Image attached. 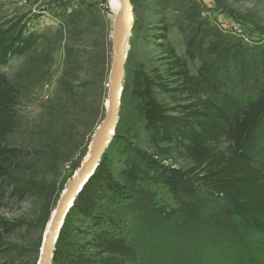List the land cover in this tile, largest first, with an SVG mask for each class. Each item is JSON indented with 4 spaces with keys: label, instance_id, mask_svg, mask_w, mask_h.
Here are the masks:
<instances>
[{
    "label": "rangeland",
    "instance_id": "obj_1",
    "mask_svg": "<svg viewBox=\"0 0 264 264\" xmlns=\"http://www.w3.org/2000/svg\"><path fill=\"white\" fill-rule=\"evenodd\" d=\"M130 4L123 91L103 154L126 193L123 207L133 220L129 241L139 264H210L214 253L230 248L234 258L227 264H264V234L250 231L245 216L217 200L177 195L141 164L138 152L182 169L193 166L182 153L159 152L145 129L143 102L134 94L138 71L159 74L176 87L172 65L179 56L205 95L231 118L239 116L261 84L228 66L225 55L264 51V0ZM120 8L119 0H0V70L19 89L18 122L7 145L21 153V161L11 183L24 189L13 193L21 188L12 185L0 200V264H40L59 203L109 111ZM200 39L203 49L194 46ZM157 97L167 107L184 103L179 94ZM245 149L264 161V118ZM233 235L243 247L231 241Z\"/></svg>",
    "mask_w": 264,
    "mask_h": 264
},
{
    "label": "trees",
    "instance_id": "obj_2",
    "mask_svg": "<svg viewBox=\"0 0 264 264\" xmlns=\"http://www.w3.org/2000/svg\"><path fill=\"white\" fill-rule=\"evenodd\" d=\"M204 44L205 40L200 39L194 46L203 49ZM225 60L228 66L243 72L246 80L261 84L235 118L205 95L186 60L179 56L172 65L177 83L174 88L159 74L136 73L134 94L143 102L148 135L159 152L182 153L193 166L182 169L142 152L136 157L157 172L175 194L223 202L237 215L245 216L250 231L264 234V161L245 149L249 133L264 118V51L238 50L227 53ZM158 92L179 94L181 99L177 100L184 103L167 107L159 101ZM18 100L19 89L0 70V200L12 185L21 188L13 189V193L22 194L24 190L22 184L11 183L21 153L7 145L18 122ZM110 162L111 158L103 154L94 174L76 196L60 230L52 264H139L138 253L129 241L133 220L128 208L123 207L126 193ZM235 238L233 235L231 241L240 242ZM232 252L230 248L224 254L214 253L208 261L227 264L234 258Z\"/></svg>",
    "mask_w": 264,
    "mask_h": 264
},
{
    "label": "water",
    "instance_id": "obj_3",
    "mask_svg": "<svg viewBox=\"0 0 264 264\" xmlns=\"http://www.w3.org/2000/svg\"><path fill=\"white\" fill-rule=\"evenodd\" d=\"M120 1L121 9L116 19L115 31L113 35L115 56L112 66V85L109 92V111L95 132L94 143L90 152V156L81 167L75 179L70 183L67 192L64 194L59 203L56 216L45 241L40 264H52L55 245L67 213L70 207L73 205L76 196L83 188L84 184L94 174L96 168L98 167L107 145L106 135L114 130L116 125L123 91L122 79L126 60L125 44L126 41L129 40L128 34L132 28V22L130 20V12L132 7L130 0Z\"/></svg>",
    "mask_w": 264,
    "mask_h": 264
},
{
    "label": "bare ground",
    "instance_id": "obj_4",
    "mask_svg": "<svg viewBox=\"0 0 264 264\" xmlns=\"http://www.w3.org/2000/svg\"><path fill=\"white\" fill-rule=\"evenodd\" d=\"M119 1H120V0H119ZM120 4H121V1H120ZM120 9H121V8H120ZM119 11H120V10H119ZM130 13H131V12H130ZM117 16H118V15H117ZM116 19H117V18H116ZM130 20H131V18H130ZM115 25H116V24H115ZM130 30H131V29H130ZM129 32H130V31H129ZM128 35H129V34H128ZM111 132H112V131H111ZM109 133H110V132H109ZM109 133H108V134H109ZM108 134L106 135V138H107ZM94 138H95V136H94ZM93 143H94V141H93ZM106 144H107V140H106ZM106 146H107V145H106ZM92 147H93V146H92ZM91 150H92V149H91ZM90 152H91V151H90ZM89 156H90V155H89ZM89 156H88V157H89ZM87 159H88V158H87ZM86 161H87V160H86ZM86 161H85V162H86ZM83 165H84V164H83ZM83 165H82V166H83ZM78 173H79V172H78ZM74 179H75V178H74ZM67 190H68V189H67ZM66 192H67V191H66ZM66 192H65V193H66ZM63 196H64V195H63ZM57 210H58V209H57ZM56 213H57V212H56ZM55 216H56V214H55ZM54 218H55V217H54ZM53 220H54V219H53ZM52 223H53V221H52ZM51 226H52V224H51ZM50 229H51V227H50ZM49 231H50V230H49ZM48 233H49V232H48ZM47 235H48V234H47ZM46 238H47V237H46ZM45 241H46V240H45ZM44 245H45V244H44ZM43 250H44V249H43ZM42 254H43V253H42ZM41 257H42V256H41ZM40 260H41V258H40Z\"/></svg>",
    "mask_w": 264,
    "mask_h": 264
}]
</instances>
